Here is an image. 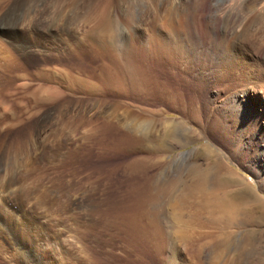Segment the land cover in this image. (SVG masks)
I'll use <instances>...</instances> for the list:
<instances>
[{
    "label": "rangeland",
    "instance_id": "1",
    "mask_svg": "<svg viewBox=\"0 0 264 264\" xmlns=\"http://www.w3.org/2000/svg\"><path fill=\"white\" fill-rule=\"evenodd\" d=\"M200 1L0 0V94L7 95V111L0 105V181L13 177L5 193L18 195L8 216L43 264H264V53L257 49L264 0H206V30L198 39L187 20ZM108 2L115 31L92 30ZM230 12L238 16L229 37L233 65L221 77L208 30ZM171 41L179 56L159 52ZM103 46L117 55L132 48L139 67L132 80L121 74L110 89L78 72L75 66L99 75ZM38 86L49 91L34 103L29 94ZM103 99L110 106L99 112L91 101ZM104 120L119 132L102 129ZM148 123L147 139L131 142L121 133L139 136ZM216 161L234 177H214ZM196 169L208 180L188 193ZM147 179L154 188L170 186L165 194L153 190V214L146 218L130 207ZM215 194L235 207L224 230ZM148 218L159 225L163 243L143 254L133 239ZM13 254L0 239V264H22Z\"/></svg>",
    "mask_w": 264,
    "mask_h": 264
},
{
    "label": "bare ground",
    "instance_id": "2",
    "mask_svg": "<svg viewBox=\"0 0 264 264\" xmlns=\"http://www.w3.org/2000/svg\"><path fill=\"white\" fill-rule=\"evenodd\" d=\"M238 1H240V0H238ZM236 2H237V0H236ZM235 2V3H236ZM241 2H243L242 0H241ZM206 3V0H202V1H200L199 3H198V5H197V10L196 11H192L191 13H190V16L188 17V22H187V26H190V25H192V26H190V27H194V29H195V33H197V38L199 39L201 36H204L203 34H204V32H205V30H206V28H205V30L203 29L205 26V16H206V14H207V11H206V9L204 8V4ZM107 5L106 6H104V7H102L100 10H98L97 11V13L95 14V18H94V23H93V25H92V30H94V31H96V30H100V31H106V32H109V31H111L114 27H115V20L111 17V13H110V2H108V3H106ZM244 4V3H243ZM238 5V4H237ZM245 5V4H244ZM239 7V6H238ZM98 8V7H97ZM201 8H203V9H201ZM209 10H211V9H209ZM241 11V10H240ZM227 12V11H226ZM173 15V14H172ZM233 14L230 12V13H222V16H218L217 17V22H213V27H211V31H210V33H209V30H208V34H209V36H210V39H211V41L213 42V44H212V50H211V56L213 57L214 56V58H216V60L217 59H219V60H217V64H216V66H215V68H217V69H215L216 71H217V73H218V75H220L221 77H225L227 74L225 73V70L227 69V68H229V67H231L232 65H233V62L231 61V59H230V53H231V51H234V48H235V46H234V43H232L231 41H230V39L233 37V33L231 32L232 31V28H234L233 27V21H236L237 19H238V16H232ZM179 16V15H178ZM196 17H197V19H198V21H196ZM174 18H177V17H174ZM179 18H180V16H179ZM233 18H235V20H232ZM172 19H173V16H172ZM186 26V27H187ZM204 26V27H203ZM172 27H173V29H174V27L175 26H173L172 25ZM190 27H188V28H190ZM175 28H177V27H175ZM114 30V29H113ZM178 30V29H177ZM176 30V31H177ZM115 31V30H114ZM185 31V30H184ZM189 31V30H188ZM173 32H175V30H173ZM176 33V32H175ZM182 33V32H181ZM262 35H264V34H262ZM209 36H207V37H209ZM232 36V37H231ZM229 37H230V39H229ZM262 36L260 35V41H259V43H258V47H257V49H259V51H260V53H264V41L262 40ZM259 39V38H258ZM264 39V38H263ZM173 40H175V43H180L183 47H185V45L184 44H182V40H181V38H180V35H175L174 36V38H173ZM191 40V41H190ZM187 41H189L188 43H189V46H190V48H191V45L193 44V38L192 37H190L189 38V36H188V39H187ZM82 43V42H81ZM155 43H156V41H155ZM173 43V46H171V44ZM173 41H171V44H168V45H165V43H163V44H161L162 46L159 48L160 49V51L159 52H172L171 50H174L175 51V56H179L178 55V48L175 46L176 44H175ZM156 45H157V43H156ZM159 45V44H158ZM76 46H78V45H76ZM82 45H80V47H81ZM160 46V45H159ZM73 47V46H72ZM84 47V46H83ZM156 46H154L153 48H155ZM77 48H79V47H77ZM123 49V48H122ZM132 48H130V47H127L126 48V50H124V52H122V54H120L119 53V55H117V54H115L114 52H112V50H110L108 47H105V46H103L102 47V53H101V57L102 58H105L106 60H104L103 62H102V64H101V68H100V71H99V75L98 76H95V75H90V71H86V70H82L81 68H79V66H75V68L78 70V72L79 73H81V74H84L86 77H88V78H94V79H96L99 83H102L103 85H106L108 88H110V89H113L114 87H116L117 85H119L120 84V79H118L119 78V76L121 75V74H124L127 78H130V80H132V78L134 77L133 75H135V74H137L138 73V70H139V67H135V62H133V54L132 53H130L132 50H131ZM80 50V49H79ZM85 50V49H84ZM182 50V49H181ZM194 50V49H193ZM193 52V51H192ZM86 53V52H85ZM215 60V61H216ZM134 67H133V66ZM71 67V66H70ZM89 72V73H88ZM261 72V71H260ZM221 73V74H220ZM223 74V75H222ZM217 75V76H218ZM256 76H258V75H256L255 74V77ZM262 76H264L263 74L261 75V77ZM76 79V77H73V79ZM78 80H79V82L80 81H82L86 86L88 85H90V86H92L93 84L91 83V82H89L88 81V79H79L78 78ZM96 80H95V82H96ZM129 80V81H130ZM132 83V82H131ZM131 83H130V85H131ZM141 84V83H140ZM49 87H42V86H38V88L36 89V90H34L33 92H31L29 95L31 96H29L30 98H31V100H33L34 101V103H36L37 102V100H38V97L40 98V96H39V94L41 95V94H43V93H45V92H47V91H49V89H48ZM86 90V89H85ZM51 91V90H50ZM110 93H112V94H115L116 95V92H110ZM38 94V95H37ZM46 94V93H45ZM110 96H113V95H111V94H109ZM9 97V96H8ZM14 97V96H13ZM22 97H23V95H22ZM21 96H20V99L22 98ZM25 97V96H24ZM5 99H7V95H4V94H0V105H2V104H4V102H6V100ZM14 99H16V98H14ZM13 99V100H14ZM94 99H98V97H96V98H94ZM12 100V101H13ZM10 102H12L11 101V99L9 100ZM102 101V100H101ZM101 101H97V100H93V101H91L92 102V106H93V108H97L98 110H99V112H106V110L109 108V106H110V103L109 102H105V99H103V101L101 102ZM14 103V102H13ZM4 105H6V104H4ZM3 105V106H4ZM232 105V104H231ZM84 106V105H83ZM0 107H2V106H0ZM85 107H86V105H85ZM85 107H83L84 109H81V113H83V114H85L87 111H86V109H85ZM3 108V110H6L7 111V105H6V107H2ZM11 110V109H10ZM108 111V110H107ZM112 113H113V111H112ZM3 114V113H2ZM82 114V115H83ZM111 114V113H110ZM114 114V113H113ZM74 117H76V116H74ZM133 118V117H132ZM83 119V118H82ZM104 119H106V118H104ZM112 119V118H111ZM92 120V119H91ZM108 120V119H107ZM113 120H109V121H105L104 120V123H102L103 121H101L100 122V127L102 128V129H111V130H113V131H118L119 132V130H117V129H115V125L117 124V123H113L112 122ZM133 121V120H132ZM148 121V120H147ZM150 121V120H149ZM215 121V120H214ZM125 123V122H124ZM162 123H164V122H162ZM216 123H218L219 124V127L221 126V120H218V122H216ZM151 124V123H150ZM164 124H167V123H164ZM175 126H179L178 124L179 123H173ZM217 124V125H218ZM148 125H149V123L147 124V125H145V126H142V127H140L141 128V130L139 131L140 132V134H139V136H137V135H134V133L132 134V133H128V132H121L122 133V135H124L125 136V138L127 139V140H129V141H136V140H139V139H147L148 138V132L146 131L147 130V128L146 127H148ZM211 125H213L212 123H211ZM136 125H133L130 129L131 130H135L136 131V128L137 127H135ZM208 126H210V124L208 125ZM150 127L151 126H149L148 127V129H150ZM165 127V129H167L168 128V126L166 127V126H164ZM211 127V126H210ZM214 127V126H213ZM139 128V127H138ZM137 128V130H139ZM169 129V128H168ZM220 130V129H219ZM134 131V132H135ZM168 131V130H167ZM166 131V132H167ZM183 131H185V129L183 130ZM45 132V131H44ZM65 133V132H64ZM36 134V133H35ZM35 134H34V137H35ZM165 134V133H164ZM37 136L38 137H41L42 136V133H37ZM38 137H37V139H38ZM18 138V137H17ZM32 138V137H31ZM21 139V138H20ZM26 139V138H25ZM25 139H24V141H25ZM22 140V139H21ZM20 140V141H21ZM27 140V139H26ZM30 140V139H29ZM29 140L28 141H26V142H29ZM35 140V139H34ZM39 140V139H38ZM1 142V141H0ZM2 143V142H1ZM37 143H38V141H37ZM17 144V145H16ZM16 144H14V145H16V146H18V144L19 143H16ZM30 144H32L31 142H30ZM21 145L23 146L24 144H22L21 143ZM25 145H27V143L25 144ZM34 145V144H33ZM32 145V146H33ZM0 146H1V144H0ZM20 146V145H19ZM21 146V147H22ZM34 147H36V146H34ZM34 147H32V148H34ZM13 148H16V147H13ZM18 149L20 148V147H17ZM23 148H25V150H26V147H23ZM28 148V147H27ZM31 148V147H30ZM31 148V150H34V149H32ZM37 148V147H36ZM12 150V149H11ZM21 150H22V148H21ZM24 150V151H25ZM204 150L206 151V153L207 154H211V151L207 148V147H204ZM15 151H17L16 149H15ZM19 151H20V149H19ZM18 151V152H19ZM35 151V150H34ZM20 152H22V151H20ZM27 153L28 152H31V151H28V149H27V151H26ZM72 152H74V151H72ZM34 153V152H33ZM39 153V152H38ZM13 154H14V152H13ZM18 154V153H17ZM24 154V153H23ZM6 155H8V154H6ZM11 155H12V153H11ZM16 155V154H15ZM25 155V154H24ZM29 155V154H28ZM36 155V154H35ZM34 155V156H35ZM17 156V155H16ZM22 156V155H21ZM33 156V155H32ZM31 156V157H32ZM33 156V157H34ZM7 157V156H6ZM12 157V156H11ZM15 157V156H14ZM19 157V156H18ZM63 157V156H62ZM16 158V157H15ZM25 158V157H24ZM18 159V158H17ZM34 159H35V157H34ZM34 159H33V161H34ZM3 160V159H2ZM19 160V159H18ZM23 160V159H22ZM27 160V159H26ZM28 160H29V158H28ZM14 161H15V159H14ZM31 161H32V159H31ZM19 162H20V160H19ZM26 162V161H25ZM29 163H30V161H29ZM29 163H25L26 165H28L29 166ZM33 164H34V162H32ZM19 164V163H18ZM18 164H16V165H18ZM22 162H21V166H22ZM33 164H32V166H33ZM15 164L13 163V166H14ZM19 166V165H18ZM23 166H25L24 164H23ZM30 166H31V164H30ZM20 167V166H19ZM35 167V166H34ZM225 167V166H224ZM25 168H28V167H26L25 166ZM32 168V167H31ZM13 169V168H12ZM15 169V168H14ZM18 170H19V168H18ZM25 170V169H24ZM10 171H12V170H10ZM212 171H213V176L214 177H217V176H226V177H229V178H231L232 179V177H234V175L232 174L233 172H228V171H226L225 170V172H221V171H223V165L219 162V161H216V162H214V165H213V167H212ZM9 172V171H8ZM16 172V171H15ZM200 171L199 170H195V172H194V180H193V182L191 183V184H189L188 186H187V192L188 193H192V192H195V191H200L202 188H203V185L206 183V181L208 180L206 177H205V175H201V173H199ZM4 173V172H3ZM6 173V172H5ZM13 173V172H12ZM11 174V173H10ZM31 174V173H30ZM12 175V174H11ZM29 175V174H28ZM27 175V176H28ZM33 175V174H32ZM2 176H3V174H2ZM1 176V177H2ZM7 176V175H6ZM8 176H9V174H8ZM15 176V175H14ZM31 176V175H30ZM212 176V177H213ZM0 177V178H1ZM4 177V176H3ZM18 177V176H17ZM12 178L13 177H11V178H7V179H5V181L4 182H2V181H0V182H2L1 184H0V206H1V208H4L5 207V211H6V213L3 215L2 213H0V239L1 240H8V246H9V248H10V250H11V252L12 253H14L13 255L15 256V260L17 261V263H22V264H43L42 263V259H41V257L39 258V256L37 255V253L36 252H34L33 250H32V247H30V243H27L22 237H21V234L19 233V231H18V228H16L15 227V224H14V220L15 219H12L11 217H9L8 216V208L9 207H11V206H9V204H11V205H13V203L15 202V201H17V199H15L14 197H13V195L17 192H15V189H14V194L13 195H11V196H9V194H7V193H5V191L6 190H8V189H10L11 187V185H12ZM209 178V177H208ZM18 180H19V177L17 178ZM30 179V178H29ZM31 179H32V177H31ZM33 179H35L34 177H33ZM32 179V180H33ZM33 182V181H32ZM31 182V183H32ZM53 182V181H52ZM14 184V183H13ZM30 184V183H29ZM28 184V185H29ZM59 184V183H58ZM15 185H16V183H15ZM20 185V184H19ZM18 185V186H19ZM27 185V186H28ZM31 186V185H30ZM170 186V184L169 185H165V186H159V187H155L154 188V184H153V182H151V180H149V179H147V180H145V182H144V184L142 185V188H140L138 191H139V195L138 196H134V199L133 200H135L136 201V205L134 206V205H132L131 207H130V209L132 208L134 211L136 210V209H139V208H141L142 209V211H140L142 214H144L145 216H146V218H147V216H152V212H153V210L151 209V206H152V203H153V201H154V199H155V194L158 192V191H161L162 190V192L165 194V192L166 191H168V187ZM10 187V188H9ZM22 187V186H21ZM47 187H48V185H47ZM60 187V186H59ZM141 187V186H140ZM27 188L28 187H26V190H27ZM70 189H72V187H69ZM13 189H12V191H13ZM36 190H37V188H35ZM69 189V190H70ZM38 190H39V188H38ZM153 190H155L156 191V193L153 191ZM11 191V190H10ZM53 191V190H52ZM22 192V191H21ZM23 192H25V191H23ZM56 192H57V190H56ZM153 192H154V194H153ZM184 192H186V190L184 191ZM10 193V192H9ZM19 193V192H18ZM243 193V192H242ZM20 194V193H19ZM55 194V193H54ZM135 194V193H134ZM186 194V193H185ZM184 194V195H185ZM16 195H18L17 193H16ZM22 195H24V194H22ZM21 195V197L23 198V197H25V196H22ZM40 195V194H39ZM55 196H56V194H55ZM186 196V195H185ZM185 196H181L182 198H184ZM9 197H12V198H14V199H12V200H10V198ZM19 197V196H18ZM166 197H168V196H166ZM20 198V197H19ZM32 198V197H31ZM42 198V197H41ZM84 198H85V196L84 195H82L80 198H78L77 199V201H83L84 200ZM213 198L215 199L214 201L216 202V204H217V206H219V213H220V218H223V219H221V220H219V222H220V224L222 225V228H223V230L226 228V226H223L224 224H229L231 221L230 220H232V215H233V213H234V206L232 205V203H231V201L229 200V199H226L225 197H223V196H219L218 194H215L214 196H213ZM39 199H40V197H39ZM44 199V198H43ZM19 201H21V199H18ZM31 200V199H30ZM37 200V199H36ZM170 200V199H169ZM181 201H183V199H181ZM22 202V201H21ZM21 204V203H20ZM32 204V203H31ZM16 205H17V203H16ZM22 205V204H21ZM175 205V204H174ZM17 206H19V204L17 205ZM126 206V205H125ZM19 207H21V206H19ZM126 207H129V206H126ZM126 210H128V208H126ZM3 211V210H2ZM133 211V212H134ZM136 212V211H135ZM138 212V211H137ZM235 215V214H234ZM23 216V215H22ZM234 217V216H233ZM152 219V218H151ZM147 219V224H145L144 226H142L139 230H138V233L139 234H137L136 235V233H135V238L133 239V241H134V245H135V247H136V249H138V250H136V251H139V253L140 252H142L143 254L144 253H147V251L150 249V248H152L153 246H157V248H161V246H162V243H163V241H162V238H161V234L160 233H158V232H160V228H159V225H157V223H156V221L154 220V219ZM18 220V223L20 224L21 222H22V219L20 220V219H17ZM131 222V224H133V222H135L134 220L133 221H130ZM183 222V221H182ZM24 223V222H23ZM135 224V223H134ZM16 226L18 227V225L16 224ZM30 226V225H29ZM37 226H39V225H37ZM40 227V226H39ZM39 227H37V228H39ZM35 228V227H34ZM37 230V229H36ZM38 230H40V229H38ZM222 230V229H221ZM9 231H12V235L10 236V237H8L9 236V234H10V232ZM31 232V231H30ZM183 233V232H182ZM33 234V233H32ZM208 234V233H207ZM217 234V233H216ZM219 234H221V235H224L225 234V236H228V234H226V232L224 231H222V233H219ZM25 235V234H24ZM212 236V235H211ZM219 236V235H218ZM224 237V236H223ZM53 239L54 238H52V240L51 241H53ZM222 241H224V239L222 240ZM50 243L51 242H49V245L48 246H50ZM48 244V243H47ZM58 246V245H57ZM52 247V246H51ZM51 247H49V248H51ZM243 247V246H242ZM211 248L212 249H217L218 248V246L216 245H214V244H212L211 245ZM52 249H53V247H52ZM63 250V249H62ZM161 250V249H160ZM63 253H65L64 252V250H63ZM68 253V252H67ZM136 255V254H135ZM63 258V257H62Z\"/></svg>",
    "mask_w": 264,
    "mask_h": 264
}]
</instances>
